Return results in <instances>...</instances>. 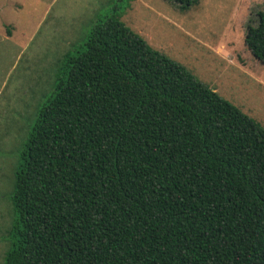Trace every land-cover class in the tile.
Returning a JSON list of instances; mask_svg holds the SVG:
<instances>
[{"label":"trees","instance_id":"obj_1","mask_svg":"<svg viewBox=\"0 0 264 264\" xmlns=\"http://www.w3.org/2000/svg\"><path fill=\"white\" fill-rule=\"evenodd\" d=\"M256 16L243 42L264 63ZM28 127L2 264H264V127L115 15Z\"/></svg>","mask_w":264,"mask_h":264},{"label":"rangeland","instance_id":"obj_2","mask_svg":"<svg viewBox=\"0 0 264 264\" xmlns=\"http://www.w3.org/2000/svg\"><path fill=\"white\" fill-rule=\"evenodd\" d=\"M258 10L264 0H199L185 11L168 0H0V264L20 145L57 65L96 20L115 15L264 127V63L243 42Z\"/></svg>","mask_w":264,"mask_h":264}]
</instances>
